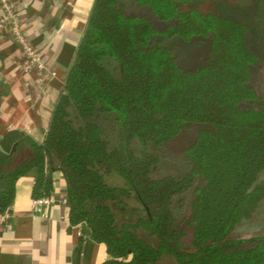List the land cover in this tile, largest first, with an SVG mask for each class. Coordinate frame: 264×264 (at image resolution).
Instances as JSON below:
<instances>
[{
	"label": "trees",
	"instance_id": "obj_1",
	"mask_svg": "<svg viewBox=\"0 0 264 264\" xmlns=\"http://www.w3.org/2000/svg\"><path fill=\"white\" fill-rule=\"evenodd\" d=\"M126 1H94L44 140L0 147V213L21 177L34 176L37 199L59 171L71 223L107 246L103 264H264V231L235 235L264 200L261 55L248 25L187 0H136L159 28ZM175 38L209 40L206 63L184 70ZM193 123L204 128L185 149L189 170L163 173L160 148Z\"/></svg>",
	"mask_w": 264,
	"mask_h": 264
},
{
	"label": "crops",
	"instance_id": "obj_2",
	"mask_svg": "<svg viewBox=\"0 0 264 264\" xmlns=\"http://www.w3.org/2000/svg\"><path fill=\"white\" fill-rule=\"evenodd\" d=\"M18 1L27 39L57 77L46 97L37 98L36 73L24 74L18 66L21 47L0 35V147L6 153L25 135L44 140L95 0ZM54 178L56 201L50 204H35L33 175L17 182L8 217L0 213V264H103L111 258L86 223H71L66 180L59 171Z\"/></svg>",
	"mask_w": 264,
	"mask_h": 264
},
{
	"label": "rangeland",
	"instance_id": "obj_3",
	"mask_svg": "<svg viewBox=\"0 0 264 264\" xmlns=\"http://www.w3.org/2000/svg\"><path fill=\"white\" fill-rule=\"evenodd\" d=\"M128 14H140L149 17L157 27L162 28L165 23L157 19L148 7L141 6L136 0H127ZM183 8L196 7L203 12H213L221 16L244 22L249 27L248 42L250 47L261 55V66L254 68L252 84L257 88L264 100V0H187ZM176 45V55L179 65L184 70H192L206 63L210 41H201L193 38L183 41L175 38L170 41ZM113 64H111L112 66ZM204 125L189 124L178 136L166 142L161 148L163 173L183 175L189 170L185 158V149L194 142L200 129ZM117 176V174H115ZM259 181L264 182V171ZM193 191L189 193L192 198ZM121 216V215H120ZM122 217V216H121ZM264 231V200L261 202L255 216L245 220L237 226L235 235L249 237L261 234ZM160 264H175L169 256L163 258Z\"/></svg>",
	"mask_w": 264,
	"mask_h": 264
},
{
	"label": "built area",
	"instance_id": "obj_4",
	"mask_svg": "<svg viewBox=\"0 0 264 264\" xmlns=\"http://www.w3.org/2000/svg\"><path fill=\"white\" fill-rule=\"evenodd\" d=\"M0 35L12 39L21 47L18 66L24 74L36 73V96L44 99L50 84L57 77V70L44 63L37 46L27 39L18 0H0ZM55 201L54 194L34 200L35 204H50ZM4 216L8 217V211Z\"/></svg>",
	"mask_w": 264,
	"mask_h": 264
},
{
	"label": "water",
	"instance_id": "obj_5",
	"mask_svg": "<svg viewBox=\"0 0 264 264\" xmlns=\"http://www.w3.org/2000/svg\"><path fill=\"white\" fill-rule=\"evenodd\" d=\"M15 148V147H14Z\"/></svg>",
	"mask_w": 264,
	"mask_h": 264
}]
</instances>
